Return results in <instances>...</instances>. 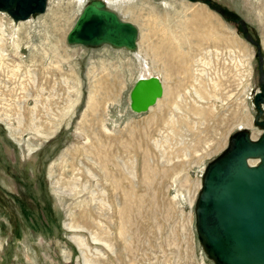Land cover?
<instances>
[{"label":"rangeland","instance_id":"obj_1","mask_svg":"<svg viewBox=\"0 0 264 264\" xmlns=\"http://www.w3.org/2000/svg\"><path fill=\"white\" fill-rule=\"evenodd\" d=\"M89 1L50 0L19 22L0 11V264H216L196 203L239 124L261 134L257 47L201 2L106 0L139 27L150 62L167 37L181 53L174 70L152 63L166 92L137 113V51L67 41ZM215 1L246 20L264 56V0ZM196 9L208 19L190 20Z\"/></svg>","mask_w":264,"mask_h":264},{"label":"water","instance_id":"obj_2","mask_svg":"<svg viewBox=\"0 0 264 264\" xmlns=\"http://www.w3.org/2000/svg\"><path fill=\"white\" fill-rule=\"evenodd\" d=\"M208 5L240 26L247 40L257 47L260 59L259 90L254 96L258 114L254 124L261 134L253 137L239 129L229 145L211 161L203 176L196 203V226L200 242L216 264H264V56L261 43L250 33L246 20L215 0H190ZM49 0H0V11L15 21L45 13ZM139 27L124 19L105 0L87 2L67 34L70 44L100 47L108 44L129 51L138 49ZM166 92L157 74L138 76L130 91V108L150 110Z\"/></svg>","mask_w":264,"mask_h":264},{"label":"bare ground","instance_id":"obj_3","mask_svg":"<svg viewBox=\"0 0 264 264\" xmlns=\"http://www.w3.org/2000/svg\"><path fill=\"white\" fill-rule=\"evenodd\" d=\"M77 2H79L81 5L86 1V0H76ZM119 0H112L110 1V3H112L111 5L116 4ZM107 2V1H106ZM108 4V3H107ZM119 4V3H118ZM117 5V4H116ZM203 16V11L200 10V9H196L193 13V17L189 18L190 20L192 21H202V19H208V16L207 17H204ZM78 18V17H77ZM75 23V22H74ZM73 26V25H72ZM200 30V29H199ZM198 33V31H197ZM18 44V42H17ZM138 44H139V41H138ZM138 50V49H137ZM136 50V51H137ZM179 49H177V47L173 45V43L171 42V40L167 37V38H164L162 39V41L160 42V50L156 51V53L151 57V60L152 62H150L148 60V57H145L143 56V54L140 52V51H137L135 54H136V57L137 59L140 61L141 65L143 66L142 67V71L140 75L138 76H146L147 74H151V67H152V63H156V62H161L162 63V68H164L165 66L167 67V69H171V70H174L176 68H174V62H179V64H181V56H179L181 53H179ZM135 52V51H134ZM179 56V57H178ZM156 59H159L158 61ZM178 64V63H177ZM178 64V65H179ZM145 68V70L147 72H144L143 69ZM153 69V68H152ZM165 95V94H164ZM164 97V96H163ZM95 103L96 105L98 104V101L95 99ZM248 120V119H247ZM250 125V122L248 121H244V122H241L239 124V128L240 129H243L244 127ZM248 129V128H247ZM232 137V136H231ZM230 142V141H229ZM97 145V144H96ZM102 145V144H101ZM229 145V143H228ZM227 145V146H228ZM104 147V146H103ZM103 147H100V148H103ZM227 148V147H226ZM108 149V148H107ZM110 151V149H109ZM101 157V156H100ZM112 158V157H111ZM110 158V159H111ZM101 159V158H100ZM109 159V160H110ZM121 159V158H120ZM101 162V161H100ZM104 162V161H103ZM105 166V165H104ZM121 173V172H120ZM201 185H202V182H201ZM201 187V186H200ZM126 206L123 205V207L120 209L119 213H121V215H123L121 218L124 219L126 221V217H127V214H126ZM122 226H123V223H122ZM121 229V228H120ZM122 233H124V229L122 227ZM78 243H79V246L81 247H84L86 248V244L83 240H79L78 239ZM85 249H83L82 251L84 252Z\"/></svg>","mask_w":264,"mask_h":264}]
</instances>
